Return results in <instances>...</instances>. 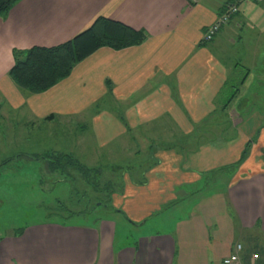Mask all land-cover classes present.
<instances>
[{
	"label": "crops",
	"instance_id": "obj_1",
	"mask_svg": "<svg viewBox=\"0 0 264 264\" xmlns=\"http://www.w3.org/2000/svg\"><path fill=\"white\" fill-rule=\"evenodd\" d=\"M234 1L19 0L0 17L2 135H15L12 112L32 129L58 121L59 144L70 147L51 151L30 132L29 159L84 155L98 143L121 147L123 156L109 153L115 166L143 167L140 177L124 174L122 209L110 207L120 218L95 209L83 224H25L0 235V264H222L236 245L240 264H264V2L239 5L202 42ZM98 17L146 40L98 49L44 93L11 81L14 51L62 44Z\"/></svg>",
	"mask_w": 264,
	"mask_h": 264
},
{
	"label": "rangeland",
	"instance_id": "obj_2",
	"mask_svg": "<svg viewBox=\"0 0 264 264\" xmlns=\"http://www.w3.org/2000/svg\"><path fill=\"white\" fill-rule=\"evenodd\" d=\"M12 113L15 135L11 134L7 140L5 137L7 132L3 135L0 132V146L3 147L0 148L2 153L0 162L9 161L0 168V235L25 224L45 220L83 224L85 213L79 215V212L93 207L92 205H95V211L101 210L102 216L120 218V214L110 210V207L122 209L123 187L126 181L124 174L127 173L128 178L140 177L143 167L119 168L115 166L117 161L109 158V153L114 152L115 158L116 155L121 157L123 156L121 147H115L114 151L108 152L113 145L101 149L98 143H91L88 144L89 150L87 153L84 152V155L77 154L81 153L80 150L73 154L78 160L69 154L80 166L82 165L83 172L64 161L61 173H51L47 168L46 160L41 159L39 163L28 158L30 156L28 149L33 148L35 144L32 140L27 141V135L30 132L44 135L40 145L50 147L51 151L58 150L60 145V149L65 151L71 144H65L64 141L59 144L58 135L63 128L58 126V121H55L52 124H40L39 128L28 127V129L25 125L26 121L21 116L22 113ZM3 125L4 128H8L6 126L8 122ZM48 130L52 134L50 138H48ZM72 149L70 151H76ZM121 159L118 162H121ZM84 178H88L91 184L88 185ZM120 195L121 197L118 198L117 196ZM192 201L193 199H189L171 208V216L174 218L178 215L181 218L189 210ZM70 211L73 213L70 214ZM163 218L166 220L162 225L167 221V213ZM121 219L124 222L122 217ZM147 229H151L150 225H147L144 231Z\"/></svg>",
	"mask_w": 264,
	"mask_h": 264
},
{
	"label": "trees",
	"instance_id": "obj_3",
	"mask_svg": "<svg viewBox=\"0 0 264 264\" xmlns=\"http://www.w3.org/2000/svg\"><path fill=\"white\" fill-rule=\"evenodd\" d=\"M18 1L0 0V17H3ZM145 40L146 34L142 30H134L119 22L98 17L88 29L62 44L53 47H32L25 51H14V64L8 75L18 88L28 93H44L66 79L77 63L83 61L98 49L109 48L119 51L138 46ZM34 159H45L49 172L54 174L62 172L61 168L64 161L83 172L82 165L80 166L68 154H50L44 158L35 156ZM84 179L88 185L91 184L88 178ZM92 206L79 212V215L85 213L84 216H86L91 213L96 209L95 205ZM72 213L70 211V214ZM20 232L21 229L16 230V234Z\"/></svg>",
	"mask_w": 264,
	"mask_h": 264
},
{
	"label": "built area",
	"instance_id": "obj_4",
	"mask_svg": "<svg viewBox=\"0 0 264 264\" xmlns=\"http://www.w3.org/2000/svg\"><path fill=\"white\" fill-rule=\"evenodd\" d=\"M263 3L264 0H235L233 3L227 4L223 11L218 15L216 20L206 29L202 36V42H209L215 34L238 13V6L245 3ZM241 250L240 245L235 246V252L222 260V264H240L238 252ZM256 257V256H255Z\"/></svg>",
	"mask_w": 264,
	"mask_h": 264
}]
</instances>
